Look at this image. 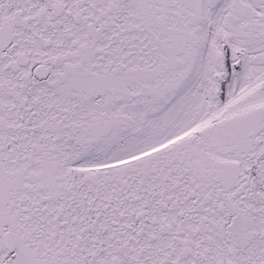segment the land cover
I'll return each mask as SVG.
<instances>
[{"label": "snow or ice", "instance_id": "snow-or-ice-1", "mask_svg": "<svg viewBox=\"0 0 264 264\" xmlns=\"http://www.w3.org/2000/svg\"><path fill=\"white\" fill-rule=\"evenodd\" d=\"M0 264H264V0H0Z\"/></svg>", "mask_w": 264, "mask_h": 264}]
</instances>
